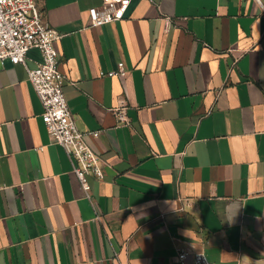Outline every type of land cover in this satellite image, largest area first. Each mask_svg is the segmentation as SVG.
<instances>
[{"label": "crops", "instance_id": "1", "mask_svg": "<svg viewBox=\"0 0 264 264\" xmlns=\"http://www.w3.org/2000/svg\"><path fill=\"white\" fill-rule=\"evenodd\" d=\"M35 1L105 177L87 198L51 142L41 52L0 65V264H264V0H132L99 28L104 0Z\"/></svg>", "mask_w": 264, "mask_h": 264}, {"label": "built area", "instance_id": "2", "mask_svg": "<svg viewBox=\"0 0 264 264\" xmlns=\"http://www.w3.org/2000/svg\"><path fill=\"white\" fill-rule=\"evenodd\" d=\"M132 0H104L101 8H91L89 17L91 27L99 28L121 21ZM151 1L152 0H148ZM60 39L57 32L47 23L44 13L35 0H0V65L7 60L13 64H26L27 54L31 49H38L42 54V63L35 69L28 70L29 81L43 106L42 120L50 140L60 145L66 152L72 171L79 180L87 198L91 187L88 176L98 181L105 177L102 158L86 142L88 133L80 132L73 120L64 86L71 83L59 68V53L56 42ZM124 64L109 72L108 77H124ZM73 85V84H72ZM118 126H131L127 114V104L121 100L113 109ZM98 136L99 132L89 133ZM189 252L180 250L177 255L179 264H214L199 253L188 263Z\"/></svg>", "mask_w": 264, "mask_h": 264}]
</instances>
